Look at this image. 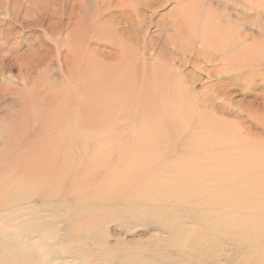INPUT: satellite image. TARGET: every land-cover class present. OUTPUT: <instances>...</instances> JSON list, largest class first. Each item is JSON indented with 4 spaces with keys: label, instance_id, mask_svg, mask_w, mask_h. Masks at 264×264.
Returning a JSON list of instances; mask_svg holds the SVG:
<instances>
[{
    "label": "rangeland",
    "instance_id": "rangeland-1",
    "mask_svg": "<svg viewBox=\"0 0 264 264\" xmlns=\"http://www.w3.org/2000/svg\"><path fill=\"white\" fill-rule=\"evenodd\" d=\"M16 1L21 9L13 24L9 13ZM82 1L0 0V87L12 89L0 100V200L15 202L3 207V216L11 218L0 223V235L16 229L20 212L32 205L47 211L42 230L57 233V248L65 246L69 262L197 264L194 255L206 254L208 243L188 245L193 256L183 254L177 249L183 243L176 240L180 223L196 233L195 240L203 237L201 225L207 223L228 254L245 255L247 263L260 259L264 235L257 233L256 215L260 210L264 218V0H152L131 12L114 2L105 19L112 18L119 33L128 30L145 48H140L144 61H135L138 75L143 69L150 75L155 64L165 62L179 79L184 98L166 95L158 103L132 80L125 82L132 96L121 97L124 86L112 96L88 100L92 82L83 85L67 73L69 61L81 66L79 73L88 62L120 64L118 48L108 41L114 40L85 30L97 7L94 0ZM187 6L190 17L181 24L193 19L200 28L209 15L227 28L218 40L232 46L234 61H222L223 52L215 55L210 47L202 52L200 40L187 29L172 28ZM28 12L33 17L25 20ZM30 68L39 82L53 85L54 94L68 89L65 112L57 113L59 94L36 106L22 90L20 71ZM82 106L86 111L80 115ZM33 216L28 218L38 217ZM232 222L239 232L231 231ZM249 224L255 228L248 236L244 226ZM250 246L258 251L248 253Z\"/></svg>",
    "mask_w": 264,
    "mask_h": 264
},
{
    "label": "bare ground",
    "instance_id": "bare-ground-1",
    "mask_svg": "<svg viewBox=\"0 0 264 264\" xmlns=\"http://www.w3.org/2000/svg\"><path fill=\"white\" fill-rule=\"evenodd\" d=\"M94 1L96 3L97 12H96L95 16H93L92 18H89V20L87 21V24L85 26V30L93 28L96 36H99V34H102V33H106L108 35L107 37L114 40V41H111V40H108V41L110 42V45L112 48H114V49L118 48L119 56H117V57H118V61H120V64L115 65V63H113V62L110 63L109 61L106 63H102L100 61L99 64H96L94 62H88V63H86L87 65L84 66L83 72L79 73V71L81 70L80 69L81 66L78 63H73V62L69 61L70 64L68 65V72L67 73L71 77H74L76 80V75H77V79H78V77H80V82H82L83 85H86L88 79L92 82L91 92L89 91L91 93V95H88L89 92H87L85 95V96H87V99L89 100V96L90 97L92 96V99H96L95 97L96 96L98 97L99 94L105 95L106 93H109V95L112 96V94L115 93V90L118 93L121 88L123 89V87L126 86L125 82L128 85L131 80L135 81L136 83L138 82L139 83L138 85H140V86H145V90L142 89V91L144 90V94L145 95H152L154 97L153 100L156 101L157 103L160 102V100L162 98H164L166 95H168V99H169V96H170V98L171 97L176 98L177 95H179V99H181V98L183 99L184 94L182 92H180L183 89L180 85L179 79L177 77H175V74L172 72V70L169 69L168 63H165V62L163 64L159 63V66L157 68H156V64H155V67H154L155 69L153 72H150V75L146 74L147 71H144L145 69H143L142 72L139 73V75H138L139 67L137 68V66H135V61L137 60V62L140 63L139 57L143 58V61H144V57H143L144 53L140 52L141 49L145 50V48H142L144 46L143 43H140V40H138V39H137V42H135L136 38L131 36V33L128 30L126 32H120L119 33L117 30L116 21H113L112 18L105 19V15L107 14L106 12L111 10L114 2L124 3L125 7L123 10L125 12L126 11L131 12L133 9H138L141 7L148 6V4L152 0H94ZM82 2H84V0ZM11 9H12V12L9 13L10 22L13 24H16L19 22L20 9H21L20 1L19 2L16 1ZM191 9L192 8H189L188 6L183 8L180 11V13L174 18V23L172 25V28L178 33H181V31L183 29H187V31L191 35V38H196V40L197 39L200 40V45L203 49V50H201L202 52H206L208 50V48L210 47V49H212V52L215 55H217L220 52H223L222 57H221L222 61H225V62L234 61L236 59L235 58L236 54L234 55V53H232L231 51L228 50L232 46L228 43L222 44L221 41L218 40L221 37H223L224 35L228 34L227 28L226 27H219L218 24H214L211 21L209 15H205L204 24L200 28L197 27V25H196V24L199 25V23H198L199 21L197 22L193 19H192V22L188 23V25L181 24L182 22L180 21V19H187L188 17H190ZM136 11L137 10H135V14L137 16H139L141 21H143L144 16L139 15ZM25 16H24V19L27 20L28 18H32L33 14L28 12L27 15H25ZM114 26H115V28H114ZM88 34H89L88 32H85L82 35V37L84 39L82 40V43H80L81 45L84 44L83 42L86 40ZM9 38L11 39L10 35L5 36L6 40ZM99 39H101V38H99ZM60 43H61L60 47L66 45V43H62V42H60ZM117 43H119V44H117ZM66 46L68 47L69 44L67 43ZM199 54H202V53L200 52ZM202 56H203V54L200 55V57H202ZM206 56H208V55H206ZM206 56H204V57H206ZM113 58H116V57H113ZM113 58H111L110 61H112ZM36 75H37V73L34 70H32L31 68L27 69V71L25 73L23 71H20L18 78L22 83V86H23L22 90L29 92L30 99L32 102L34 101V105H36V106H38V105L44 106V104L46 102H48V100L50 102V100H51L50 97L52 98V96L59 94V96H57V95L56 96L59 97L58 100H60V108L61 109L58 110L57 113L65 112V93L70 94V92L67 91L68 89L64 88V89L60 90V93L57 92L54 94L52 92V90L54 89L53 85L47 83L46 81L39 82V79H37ZM16 79H17V76H16ZM124 79H126V80L123 82ZM69 80L70 79H68L67 81H69ZM146 83H149L147 85L148 87H146V85H145ZM11 91H12V89L9 88V86L0 87V100L5 98L7 92L11 93ZM13 92H14L13 94H15V95L19 94V91H13ZM124 92H125L124 94H121V97L122 96L127 97L128 94L132 96L133 95L132 92H134V91H131L126 86V88L124 89ZM21 94H22V92L20 93V95ZM44 95H46L47 98L43 97ZM48 96H49V99H48ZM129 98H131V97H129ZM25 100H29V99H25ZM144 101H145V99H144ZM147 101H150V100H147ZM48 107H49V104H48L47 108ZM82 107L83 108H82L80 115H82V113L85 114V111H86V106H82ZM91 107H93V106L91 105ZM1 122H3V120L0 119V123ZM13 124L16 125V123H13ZM42 194H43V192H42ZM11 202L13 203V206H14L15 202H13V201H11ZM11 202L4 203V202H2V200H0V223L5 218H7V219H5L6 221L9 220L8 218H11V216H9V215L3 216V214L5 212H2L8 204H11ZM58 202H60V201H58ZM3 204H5V205H3ZM23 207H26V206H23ZM17 208H21V207L18 206ZM12 209H14V208H12ZM24 209L25 210L20 212V214H21L20 217H18L20 222L17 223V228L16 229L11 228L12 230H10V231L6 229V231L5 230L2 231L3 234L0 235V264H76L77 262H74V261L71 262L72 260L70 262L66 261V259H65V246H64V249H61V250L57 248V246H59V244H60V243L59 244L57 243L59 240L57 233H56V235H53L52 232L48 233V231L42 230V229H44V226H43L44 220L46 218L48 219V214H46L47 211L36 210L32 205L28 206L27 208H24ZM18 212H17V214H19ZM43 212H44V214H41V216H40V214H38V213H43ZM48 212H51V211H48ZM53 213L55 214V212H53ZM35 214L38 217H35L32 220H30L28 218L29 216L34 217L33 215H35ZM14 216H15V214H14ZM256 217H257V220L259 222V226L257 223V226L259 228L257 233L259 235L263 236L264 235V227H263L264 225H263L262 219L264 220V218L261 217V211L260 210L258 211ZM52 219H54V215L52 216ZM17 222H18V220H17ZM24 222L25 223L28 222L27 223L28 226L23 227L22 224H24ZM63 223H64V221H63ZM12 226H14V225H12ZM51 226H53V224ZM201 226H203L204 235L201 239L196 238L197 240H195L192 238L193 237L192 235H194L196 233H193V230L189 226H183L182 223H180L176 229L177 230L176 240L177 241L179 240L180 242L182 241V243H183L182 247H184V246L185 247L184 248H182L181 246L179 247V245H180L179 244L177 246L178 247L177 249H179L181 252H183V254H186V256L189 255L188 257H190V255H192V254L187 253V250L185 249L186 246L193 245V244H201V241H204V242H206V244L208 243V246H207L208 251H206L207 252L206 254L209 253L210 255L206 259L203 258L202 257L203 255L201 256V254H204V255H206V254H205V250H201V252H200L201 254L199 253V254L194 255V257L197 258L196 259L197 264H221V263L224 264V262L228 261L229 258L238 259L237 264H245V263H243V262H246V259H245L246 256L245 255H242V256L239 255V257L238 256H231L232 254H230V253L228 254L229 251L226 252L227 250L224 248L222 241L218 242L214 239L215 237L213 238L214 230H211L207 223L202 224ZM249 226H251V227L249 228ZM257 226H256V228H257ZM3 227L4 226H2L1 228L4 229ZM229 228L234 233H237L241 230V227L236 222L230 223ZM254 228L255 227L252 228V224L244 226V230L248 236L251 235V233H252L251 230H253ZM193 229H194V227H193ZM198 230H199V228H198ZM200 230H202V229H200ZM194 232H196L195 229H194ZM226 239H228L227 236H226ZM233 242L237 243V248L242 249V246L238 245V243H239L238 240H234ZM241 243H243V242H241ZM199 246H198V248H199ZM188 248H190V247H188ZM219 249H223V250H220L222 252V254H220V255H219V251H218ZM198 250H200V248ZM232 251H234V250H232ZM255 251L257 252L258 250L257 249L255 250L253 248V246H250L249 249L247 250V252L251 253V254L254 253ZM195 253H196V251H195ZM219 257H220V260L218 259ZM71 258H73V257H71ZM226 264H228V263H226ZM247 264H264V255H262V257L260 259H257L254 263H247Z\"/></svg>",
    "mask_w": 264,
    "mask_h": 264
}]
</instances>
